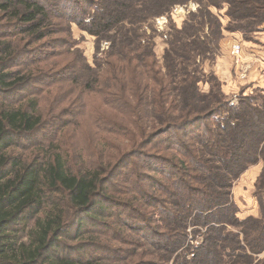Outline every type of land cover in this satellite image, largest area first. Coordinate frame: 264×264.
I'll use <instances>...</instances> for the list:
<instances>
[{
    "label": "trees",
    "instance_id": "trees-1",
    "mask_svg": "<svg viewBox=\"0 0 264 264\" xmlns=\"http://www.w3.org/2000/svg\"><path fill=\"white\" fill-rule=\"evenodd\" d=\"M59 1L68 11L66 22L74 21L96 36L98 52L103 41H110L106 56H96L94 66L85 61L78 77L84 107L93 109L94 144L98 147L95 141L102 146L108 142L110 149L103 146L92 161L81 155L80 167L74 163L71 145L57 137L46 139L36 155H14L10 150L17 146L18 139L37 128L41 131L43 118L36 112L35 101L27 106L1 107L0 264H110L102 259L110 261L119 252L124 258L122 248L99 242L93 243L94 252L88 258L79 257L65 241L74 227L79 235L86 220L89 226L106 227L110 233L114 232L110 220L123 221L128 227L118 233L121 243L124 239L121 234H126L128 228L150 230L146 216L137 207L112 196L117 191L113 186V178L118 175L115 160L127 147L135 149L149 144L152 138L166 135L164 143L176 146L184 164L172 163L188 172H172L168 176L180 200L178 214L175 215L176 208L170 207L169 202L156 206L170 228L162 235L167 243L161 251L164 253L155 255L157 264H167L187 244L189 226L207 229L200 242L178 252L173 264H264V256L259 258L264 253V223L248 227L253 218L238 219L231 194L233 173H241L244 163L250 160L264 159V100L246 97L238 105L232 104L216 79L208 93L202 92L199 89L202 71L198 64L214 50L225 28L248 33L263 25L264 0H199L198 11L192 12L181 28L170 31L164 65L156 53V18L172 19L176 5L194 0H84L92 7L89 12L81 7L80 0ZM225 6L229 18L226 26L213 11ZM54 16L49 0H0V19L9 20L5 27L38 34L36 41L47 37L43 26ZM206 26L209 33L205 32ZM13 46L11 40L0 45L1 54L7 56L0 57L3 70L16 53L11 49ZM130 64L139 69L132 68L137 72L132 81L126 74ZM163 67L166 73L162 72ZM171 68L174 75L169 81ZM4 72L0 73V83L6 82L4 87L11 84L15 88H28L37 77L30 74L18 77V70ZM144 76L151 83L142 80ZM241 105L250 112L242 113ZM243 121L246 122L242 128ZM61 122L63 118L59 117L57 123ZM199 126L201 133L191 131L199 144L191 149L183 147L180 133ZM107 134L123 139L111 145L113 138L106 137ZM138 151L126 154L125 158ZM142 154L143 160L138 165L126 161L131 177L141 176L137 168L150 171V167L155 168L164 160L158 157L160 161H155ZM136 192L144 196L142 203L152 198L144 195L143 190ZM126 210L134 214L136 223L128 220ZM223 222H236L242 227L235 232ZM24 235L29 236V241H21ZM146 238L151 244H158L154 235ZM187 254L192 255L189 258ZM136 258L131 257L135 260L131 264L141 262L140 257Z\"/></svg>",
    "mask_w": 264,
    "mask_h": 264
},
{
    "label": "rangeland",
    "instance_id": "rangeland-1",
    "mask_svg": "<svg viewBox=\"0 0 264 264\" xmlns=\"http://www.w3.org/2000/svg\"><path fill=\"white\" fill-rule=\"evenodd\" d=\"M80 1H82L81 7L84 10H87V12L92 11V7L89 4L85 3L84 0ZM89 1L92 2L93 0ZM49 2L55 16L49 18V22H46L47 25L43 26L48 35L40 41L35 40L38 34L22 33L20 30L15 29L11 30L5 27V23L9 22V20L7 18L0 19V45L11 40L14 45L11 49L16 52L8 62L6 69L3 70V67H0V73L18 70L20 71L17 75L18 77L25 76V74L37 76L34 77L33 83L27 86L28 88L20 86L15 88L11 84L4 87L6 82L0 83V110L1 107L6 108L7 106H27L32 101H35L37 103L36 112L43 118L41 131L37 128L34 133L25 134V136L19 138V143L10 150L11 153L25 156L36 155L40 146L46 143V139L57 137L65 144L71 145V148H68L74 154V163L77 167H80L82 163L81 155L92 161L103 146H105L106 150L110 149L108 142L102 146L101 142L95 141L98 147L94 144L95 131H93L91 124L93 109L91 110V106H88L87 109L84 107L82 94H80L82 82L78 80L79 75L82 74L81 64L86 61L91 66H94L96 64V56H106L105 51L109 50L110 41H103L100 45V52H98V39L96 36L81 28L74 21L66 22L65 17L68 11L61 7L62 1L49 0ZM200 7L199 0H194L188 4L176 5L171 13L172 19L167 16L156 18L155 27L157 31L154 41L156 43L157 57L162 65H164L163 56L168 46V39H170V31L174 27L181 28L192 12H197ZM213 11L220 16L224 26L228 25L227 6L222 9L213 8ZM205 32L209 33L208 26H206ZM11 35H13V38L10 37ZM219 40L218 44H214V50L204 56L201 62H198V64H201L199 70L202 71L199 89L204 93H208L216 79L220 82L226 98L232 104L238 105L239 100L246 97L264 100V24L259 26L256 31L248 33L233 32L225 28ZM235 44H240L242 47V54L239 59L232 54V47ZM0 57L7 56L5 53L1 54L0 51ZM134 64H130L126 71L130 81L137 75L136 71H139ZM162 70L163 73H166L164 67ZM53 72L57 74L51 75ZM169 73L168 80L170 81V78L174 75V69L171 68ZM13 79L16 78L13 77ZM142 80L151 83L146 76ZM245 100L248 102L247 99ZM241 106L242 113L249 111L247 107ZM59 117H62L64 122L58 124L57 119ZM244 122L246 121L241 123L242 128L245 127L243 125ZM198 130L201 133L202 126L180 133V140L185 143L183 147L191 149L194 145L199 144L194 137V133L191 132L198 133ZM214 131L216 132L215 128ZM106 137L113 138L111 145H115L123 139L114 134H107ZM167 138L168 135L155 139L150 138L151 142L149 144H142L135 149L127 147L126 152L115 160L118 175L113 178V186L117 188V191L114 190L115 192L112 196L115 199L128 202L131 207H137L146 216L148 224L151 226L147 228L150 230L146 228L140 229V227H134V230L128 228L126 234H121L124 238L123 243H121L118 240V233L119 231L122 232L123 227H128L123 221L115 222L110 220L112 223L110 229L114 230V232L110 233L106 227L89 226L90 224H87L86 220L83 227H81L80 234H76L77 228L74 227L69 232L71 237L65 241L66 246L72 249L73 253L79 255V257L88 258L94 252L92 250L93 243L99 242L106 243L112 248H122V252L126 257L122 258L121 252H119L113 258H109L110 261L102 259L104 262L110 264H131L135 261L131 260L134 255L135 258L138 257L136 260L139 257L142 259L137 264H151L152 261L157 264L155 255L164 253L161 251L164 250L163 246L167 243L166 237L162 235L170 228L167 227L156 206L159 205L161 207L164 203L169 202L168 205L170 207L176 208L175 215L178 214L177 205L180 200L175 187L168 180V176L172 172L178 174L180 171L188 172V169L183 170L182 168L181 170L178 168L179 166L176 167L173 164H184L182 162L183 158L176 152V146L172 148V144L170 147L168 142L164 143ZM150 139L148 140L150 141ZM225 145L230 148L229 142H226ZM140 149L141 151H138ZM132 151H138V154L134 153L125 158V155ZM142 153L145 156L150 155L155 161H160L158 157L164 160L160 161L157 167H150V171L137 168L138 172L142 173L141 176L131 177L132 173L128 171L126 161H131L138 165L143 160ZM77 156L80 157L79 161ZM124 174L129 175V177H124ZM188 180L192 182L191 179L188 178ZM141 190L144 191V195L152 197L146 199L147 203H142L144 196L136 192ZM231 194L235 203L234 206L237 208L236 215L238 219L253 218L247 224L248 227H257L259 224L264 223L263 158L259 157L257 160H250L244 163V170L241 173H233ZM117 209L123 211L121 207ZM126 211L124 212L129 214L128 220L136 223L134 218H132L134 214L129 210ZM169 225L171 224L169 223ZM223 225L235 232L240 230L238 227H242L238 226L236 222L231 224L223 222ZM196 228V226L187 228L190 235L184 247L197 244L204 237L203 235L207 228L203 226ZM153 235L158 240V244H151L147 240L146 237H153ZM197 235H199L198 238H194ZM22 239V242L29 241V236L24 235ZM184 247L178 252L182 251ZM178 252L169 258L167 264H173V261L177 260ZM9 255L12 254L10 253ZM191 255L187 254V257L190 258ZM263 256L264 253L259 255V258Z\"/></svg>",
    "mask_w": 264,
    "mask_h": 264
},
{
    "label": "built area",
    "instance_id": "built-area-1",
    "mask_svg": "<svg viewBox=\"0 0 264 264\" xmlns=\"http://www.w3.org/2000/svg\"><path fill=\"white\" fill-rule=\"evenodd\" d=\"M242 52V47L240 44H235L233 47H232V54L234 56H236L238 59L240 58L241 56V53Z\"/></svg>",
    "mask_w": 264,
    "mask_h": 264
}]
</instances>
